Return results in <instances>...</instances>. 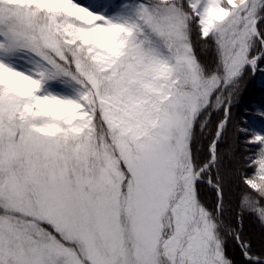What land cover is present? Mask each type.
<instances>
[{
	"label": "snow or ice",
	"instance_id": "obj_1",
	"mask_svg": "<svg viewBox=\"0 0 264 264\" xmlns=\"http://www.w3.org/2000/svg\"><path fill=\"white\" fill-rule=\"evenodd\" d=\"M249 73L264 0H0V264H264Z\"/></svg>",
	"mask_w": 264,
	"mask_h": 264
},
{
	"label": "trees",
	"instance_id": "obj_2",
	"mask_svg": "<svg viewBox=\"0 0 264 264\" xmlns=\"http://www.w3.org/2000/svg\"><path fill=\"white\" fill-rule=\"evenodd\" d=\"M241 101L236 108L233 109L236 121H239V113L243 112L247 108L250 112H254L260 103H264V76L259 73L256 76H252L251 73L247 74L244 78V83L241 92ZM252 123L259 124L258 121H252ZM229 136H232V129L229 130ZM242 194V187L232 186L231 191L227 193L225 207L234 211H239L238 204ZM245 231L250 233L253 237L254 243L257 245L261 241L262 235H264V228L251 216H245L244 219ZM228 251L231 255L235 256V249L231 243L228 244Z\"/></svg>",
	"mask_w": 264,
	"mask_h": 264
},
{
	"label": "rangeland",
	"instance_id": "obj_3",
	"mask_svg": "<svg viewBox=\"0 0 264 264\" xmlns=\"http://www.w3.org/2000/svg\"><path fill=\"white\" fill-rule=\"evenodd\" d=\"M259 122V121H258ZM259 124H260V122H259ZM259 124H258V126H259Z\"/></svg>",
	"mask_w": 264,
	"mask_h": 264
}]
</instances>
